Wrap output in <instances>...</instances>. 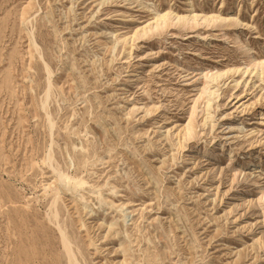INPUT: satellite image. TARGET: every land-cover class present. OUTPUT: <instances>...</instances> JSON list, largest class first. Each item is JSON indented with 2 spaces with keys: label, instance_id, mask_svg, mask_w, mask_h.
<instances>
[{
  "label": "rangeland",
  "instance_id": "374dc122",
  "mask_svg": "<svg viewBox=\"0 0 264 264\" xmlns=\"http://www.w3.org/2000/svg\"><path fill=\"white\" fill-rule=\"evenodd\" d=\"M54 225L79 264H264V0H0V264H68Z\"/></svg>",
  "mask_w": 264,
  "mask_h": 264
},
{
  "label": "bare ground",
  "instance_id": "6f19581e",
  "mask_svg": "<svg viewBox=\"0 0 264 264\" xmlns=\"http://www.w3.org/2000/svg\"><path fill=\"white\" fill-rule=\"evenodd\" d=\"M159 18V17H158ZM162 19V18H161ZM160 19V20H161ZM207 19H209V17L207 16ZM32 37V36H31ZM33 39V38H32ZM33 44H34V42H33ZM32 45V44H31ZM35 45V44H34ZM256 66V65H255ZM45 69H46V71H47V73H48V75L52 72V71H50L49 70V68H48V66H47V64L45 65ZM44 69V70H45ZM52 74V73H51ZM47 77H49V76H47ZM49 79H50V77H49ZM48 79V82H47V84H49V87H48V89L46 90V92H45V100L42 102V105L44 106L47 102V99H48V96H49V91H50V89H51V83H50V80ZM41 105V104H40ZM46 106V105H45ZM48 110V109H47ZM46 112V111H45ZM46 114V113H45ZM44 114V115H45ZM50 116V115H49ZM46 119V118H45ZM47 119H48V122L50 123V125L49 126H51L52 127V121H51V119L50 118H48V113H47ZM46 126V125H45ZM50 129V128H49ZM51 138V137H50ZM48 148V147H47ZM50 150V149H49ZM50 151H52V150H50ZM46 152V151H45ZM47 153V152H46ZM45 153V154H46ZM47 155V154H46ZM52 154L49 152V154H48V156H46L45 158L47 159L46 160V162H48L49 163V166L51 167V169H52V172H54L56 175H57V178H58V184H57V186H56V188H55V196L53 197L52 196V198H53V200H51L52 202H51V207L53 208V206L55 207V205L54 204H56L55 202H56V200L59 198V196L62 194V190H65V191H67V192H69L70 194H72V195H74V194H76V193H78V191L76 190V185L77 184H79L80 183V185L82 184V182L80 181V182H76V181H73V183L71 184H67L64 180H63V174H61L60 173V170H58L56 167H54L53 165H52ZM45 160V159H44ZM54 161H55V159H54ZM58 165V164H57ZM60 199V198H59ZM50 202V201H49ZM49 205V204H48ZM58 207V206H57ZM49 209V208H48ZM46 213V212H45ZM57 215H58V212H57V210L56 209H52L51 210V213H50V216L53 218V219H55L56 220V218H58L57 217ZM46 217L48 218V216L46 215ZM59 221V220H58ZM51 223V222H50ZM59 223V222H58ZM58 223H55V224H58ZM55 226V225H54ZM57 226H58V228H57ZM56 228H57V230H58V232H60V235L59 236H61V242H62V247H63V250H64V252H65V255H67V262H68V264H79L78 263V261L76 260V257H75V254H74V251H73V249H72V246H71V243H70V240H69V238L66 236V233H65V231H64V229L62 228V227H60L59 225H56L55 226ZM67 229H68V227H67ZM77 249V248H76ZM81 254V253H80ZM81 256V255H80ZM53 261V260H52Z\"/></svg>",
  "mask_w": 264,
  "mask_h": 264
}]
</instances>
